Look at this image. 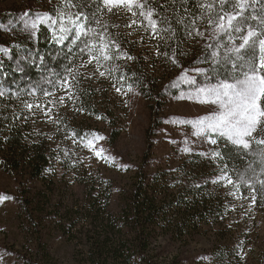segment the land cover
<instances>
[{
  "label": "trees",
  "instance_id": "16d2710c",
  "mask_svg": "<svg viewBox=\"0 0 264 264\" xmlns=\"http://www.w3.org/2000/svg\"><path fill=\"white\" fill-rule=\"evenodd\" d=\"M212 2L149 0L144 9L133 5L129 11L104 0H0V172L16 184L15 221L22 236L12 264H54V236L71 253L67 264L254 261L247 221L258 227L264 209V144L252 141L243 149L223 140L219 155L196 154L173 169L141 171L130 189L119 193L116 208H110L112 190L97 162L83 156L88 141L100 135L98 122L111 129L110 145L118 140L120 97L129 90L155 115L176 72L199 69L197 75L215 85L243 78L233 64L245 61L231 51L242 42L241 34L217 32L208 21L223 14L218 0L211 10L200 7ZM33 3L43 8L49 25L30 31L20 19L34 12ZM244 3L249 25L260 32L264 0ZM77 15L76 23L91 31L79 40H60L61 28L71 27ZM105 45L109 60L99 53ZM63 78L69 84H62ZM258 132L264 139V131ZM75 185L83 188V204L75 194L68 196ZM246 192L251 202L246 203ZM200 240L211 243L208 251L188 257Z\"/></svg>",
  "mask_w": 264,
  "mask_h": 264
},
{
  "label": "rangeland",
  "instance_id": "374dc122",
  "mask_svg": "<svg viewBox=\"0 0 264 264\" xmlns=\"http://www.w3.org/2000/svg\"><path fill=\"white\" fill-rule=\"evenodd\" d=\"M33 9V13L25 14V17L20 19L30 31L41 24L38 17L46 16L42 13L41 6L33 3ZM34 21L37 26L32 28ZM43 25H49V18ZM209 30L206 29V33ZM180 73L181 71L175 73L179 75L165 91L163 104L157 107L156 112L153 105L155 115L151 114V106L136 90L121 94L120 104L124 109L122 113L117 111L119 120L123 121V129L113 145L109 144L111 129L104 123H96L100 135L95 137L102 139L91 138L95 147L88 145L83 156L95 160L102 176L109 181L112 190L110 208H116L119 193L130 189L139 172L152 174L158 169H173L192 155H214L221 148L223 140L231 143L218 131L194 126L205 117L214 119L222 111L219 104L201 102L206 98V93L199 92L200 89H208L219 84H208L203 77L197 75L199 71L193 68ZM247 139L251 142L264 140L258 129ZM211 140H215L216 143H211ZM98 150H102L104 158L96 155ZM14 193H16V184L0 172V198L7 197L0 199V264H12L22 244V236L15 221L17 203ZM71 194L77 196L75 200L84 203L83 188H79L78 185L72 186L68 196ZM243 196H246V203L251 202L248 192ZM257 222L259 226L252 227L247 221L255 249V259L251 264H264V209L258 215ZM50 244L52 262L67 264L71 259L67 246L57 236L52 238ZM210 244L208 240L196 242L190 247L188 257L202 255L208 251Z\"/></svg>",
  "mask_w": 264,
  "mask_h": 264
},
{
  "label": "snow or ice",
  "instance_id": "6c2138e0",
  "mask_svg": "<svg viewBox=\"0 0 264 264\" xmlns=\"http://www.w3.org/2000/svg\"><path fill=\"white\" fill-rule=\"evenodd\" d=\"M149 0H144V3L139 2V0H104L105 5H123L128 8L129 11L132 10V6L135 5L139 9H144L145 4ZM217 0H213L209 4H201L200 7L211 10ZM220 11L223 14L217 13L215 19H209V23L216 24L217 32L231 34L233 32L240 33V40L242 41L238 46L231 49L237 55V59L244 60V64L237 66L233 64V67H239L242 72V79H235L233 82L223 81L218 86H213L208 89H200L199 92L206 93V98L201 102L204 103H214L219 104L222 111L214 118L209 119L207 117L201 119L194 126L200 128H207L211 131H218L221 136H226L232 144L242 147L243 149H249L251 146V141L247 138L252 137L253 133L257 131L258 127L261 131H264V106H262V101H264V12H262L259 18V25L261 26V31L258 32L255 27L249 25V16L244 15L245 3L244 0H218ZM226 7L232 9L231 12L225 11ZM239 9V11H237ZM111 11V8H109ZM135 14V13H134ZM82 15V14H81ZM140 15H145L144 11L140 12ZM153 10L147 11V17L149 23L155 30L156 22L152 20ZM48 19L45 17H38L39 23L43 24L44 21ZM80 19V15H77L76 20H70L71 27H62V35L59 37L60 40L68 39L72 37L74 40H79L81 36H87L91 29L85 31V26L83 24H77L76 21ZM84 19H88L87 16ZM251 20H257L256 16H251ZM37 26L36 22L32 23V28ZM167 31V29H165ZM191 34V33H190ZM199 35L200 33L197 32ZM85 43V48L92 51L89 47L87 41ZM94 47V46H93ZM257 47L259 52L257 53ZM84 49H81L83 51ZM100 56L104 60H109L112 57L107 54V46H103L99 49ZM258 55V61H257ZM247 58V59H245ZM92 59L99 61V57L93 56ZM132 59V57H129ZM197 71H200L197 69ZM69 75L71 73L69 72ZM101 76L104 75L103 72L100 73ZM74 79V77H73ZM62 84H69L67 78L61 80ZM119 91V89H117ZM46 95H51V93H45ZM0 95H3L0 92ZM214 97V99H211ZM71 99V96H69ZM63 100V98H61ZM26 107L31 110L33 105L27 104ZM39 107V105H36ZM50 111V109H48ZM47 115V111L45 112ZM51 118V117H50ZM205 121L207 123L205 124ZM200 134L199 132L197 133ZM102 139V137H95ZM259 144H264V140L256 141ZM211 143L215 144V140H211ZM88 145L94 146L93 140L88 141ZM98 157L104 158L102 156V150L96 151ZM203 155V154H202ZM215 155H219L216 153ZM262 159H264V153H261ZM223 178V177H222ZM243 181L244 178L241 177ZM228 183L232 184V180L228 179ZM246 183V181H245ZM262 187H264V180L260 181ZM251 187V185H249ZM254 192L255 188L252 189ZM0 199H7L3 197ZM252 202H256V197H252Z\"/></svg>",
  "mask_w": 264,
  "mask_h": 264
}]
</instances>
